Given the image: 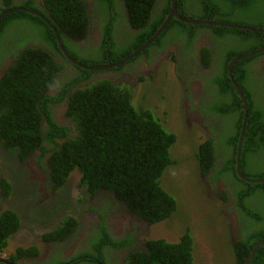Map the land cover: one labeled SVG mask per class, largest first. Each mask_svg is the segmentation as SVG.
Masks as SVG:
<instances>
[{
  "label": "trees",
  "instance_id": "trees-1",
  "mask_svg": "<svg viewBox=\"0 0 264 264\" xmlns=\"http://www.w3.org/2000/svg\"><path fill=\"white\" fill-rule=\"evenodd\" d=\"M94 1L98 6L96 12L90 0H4L7 6L33 8L41 17L22 10L7 14L0 21V70L3 71L0 136L4 147H19L20 156L33 150L40 152L38 159L48 155L45 169L55 191L65 185L71 172H76L80 175V186L89 193H111L133 215L157 224L168 219L177 208L175 199L158 183L164 169L172 163L169 150L176 141L175 135L163 128L151 110L135 103L137 87L133 90L120 74H128L130 70H122L123 66L115 68L103 75L114 73L116 78L104 76L93 81L98 72L70 63L59 48L54 30L71 57L85 66L117 63L155 34L171 10V0ZM2 8L5 7L0 2ZM177 11L185 19L264 29V0H178ZM125 19V33L119 38L122 30L119 26ZM94 31L101 35L96 45L90 46ZM204 38L207 44L198 48L197 43ZM87 40L82 47L80 42ZM171 44L177 52L172 60L188 81L202 74L193 71V67L213 68L208 76L202 75L205 89L198 107L205 119H214L217 129L226 124L227 129L230 125L233 128L227 141L232 163L217 172L218 180L228 183L230 192L234 190L238 197V204L233 199L235 207L243 208L240 221L247 219L239 224V240L233 250L235 264H244L253 246L264 240V185L244 182L235 172L244 107L228 76V65L237 56L264 48V34L189 25L173 18L132 61L149 55L152 50H167ZM97 54L103 58L99 62L95 60ZM257 61H264V50L237 61L232 67L233 80L248 103L240 161L242 174L250 179H264V171H256L258 163L264 160V74L257 70ZM139 83L146 81L140 77ZM59 110H63L64 116L59 117ZM197 159L203 174L213 172V165L220 164L218 159L228 162L211 138L200 145ZM252 171L256 173L254 176ZM242 185L248 189L243 190ZM6 192L9 185L5 186ZM246 199L253 208L245 205ZM64 222L47 233V239L69 238L75 218L66 217ZM18 228L16 213L5 211L0 217V253L7 247V237ZM86 237H90L87 243L94 245L95 264H108L107 252L118 254L116 264H193V238L188 233L177 243L162 239L147 241L144 248L124 257H120L119 250L131 239L120 242L95 229L88 230L83 240ZM20 254L34 258L38 249L18 248L13 259ZM34 261L26 260L23 264ZM249 264H264V246L256 250Z\"/></svg>",
  "mask_w": 264,
  "mask_h": 264
},
{
  "label": "rangeland",
  "instance_id": "rangeland-1",
  "mask_svg": "<svg viewBox=\"0 0 264 264\" xmlns=\"http://www.w3.org/2000/svg\"><path fill=\"white\" fill-rule=\"evenodd\" d=\"M95 34L93 32L92 36ZM205 39L197 43L198 48L207 44ZM154 53L165 54L154 60L155 62H152V68L155 72L149 82L136 84V77H121L123 82L127 81L133 90L137 87V92L133 97L135 103L140 107L151 110L163 128L176 137L175 143L169 150L172 163L164 169L158 183L165 192L175 199L177 208L168 219L154 225H148L137 218L130 219L126 227H131V232L133 233L135 240L132 245L133 249H139L142 247L141 244L147 240L162 239L169 243H177L184 234L188 233L193 238V264H235L233 251L235 244L231 237L232 231H234V225H231V223L235 224V221L234 217L232 220L227 218V214L233 210H223L219 203L220 201L217 200L218 195L221 193L220 190H213V186L206 180V174L203 175L201 173V167L197 159L200 145L211 138L215 147L218 146L225 155L226 161L228 160L226 163H220L219 167L213 165L215 170L209 174L213 182L220 178L217 171L221 170L224 165L232 163V157L228 153L229 147L227 146V141L233 134L232 126L230 125L228 129L227 124L222 126L219 129L220 134L217 139H213L212 130L215 127L211 124V120L209 119V122H205L206 119L203 120V115L200 118L197 116L198 111L200 112L201 110L198 104L205 89V79H203L202 75L208 76L213 68L201 65L202 74L198 73L193 81H188L184 71L182 69L177 70V65L169 61V58L177 53L175 52V46L168 49L167 52H156L154 50ZM102 59L99 54L95 57L96 62ZM165 63H167V66L164 71L168 75L158 72ZM112 75L111 73L107 75L98 73L93 76V81L99 80L104 76L112 78ZM204 108L210 114L209 107L206 106ZM62 116L63 110L59 112V117ZM202 121L203 123L205 122L204 126L207 127L208 133L202 129ZM8 151H3L2 153L4 158H7V160H2L5 166L10 167L11 171H13L15 166L23 165L32 180H30L31 182L28 181L24 171L15 170L14 175L8 178L12 181L10 184L13 193L9 200H6L8 197H3V193L0 190V211L10 207L16 211L20 219L18 232L7 237L8 250L2 254L5 258L8 257L9 253L12 255L15 253L17 248L12 245L13 242L15 246L21 244L36 246L37 244L42 252L44 249L42 243H45L42 240L47 236L45 233L53 230L58 224L63 226L64 222L62 221L66 217H74L78 212L79 201L87 195L75 186L79 176L76 172H71L65 185L61 187L63 189L58 190L57 198L52 199L47 204H50L55 199L56 203L41 209L38 206L30 205V202L36 204L39 198H46L42 190H40L42 194L39 193V190H36L39 185L42 186L46 181V174L34 159L31 158V162L26 158L22 162L18 156V150L10 149ZM8 160L12 161L13 165ZM29 163L35 167L29 166ZM258 164L256 171H264V160ZM234 168L236 170V165ZM255 174L252 171L251 175L254 176ZM223 186L229 189L226 183L219 182L216 185L221 190L224 188ZM245 189L247 190L248 187L244 186L243 190ZM84 191H86L85 188ZM231 196L235 197L234 190ZM234 199L238 204V197L236 196ZM234 199L231 202L230 200L225 201L224 206L232 203ZM244 203L248 208H253L251 201L248 203L246 199ZM234 205L235 203L232 206L234 207ZM257 209L260 211L259 208ZM240 210H243V208L236 210V213L240 214ZM236 219L238 220L239 218ZM27 220L30 223L29 230ZM120 224H122L121 221L116 223L114 226L115 230ZM237 224L239 228V222ZM44 228L47 229L44 231ZM111 230L113 231L112 227ZM118 235L114 233L113 237L118 238ZM238 238L239 236L235 235V239ZM60 247V249L63 248V246ZM83 248L85 247L80 248L74 244L65 256L69 257L72 254L71 250H90V248ZM127 254V250L119 251L120 257H124ZM77 255L76 257H78ZM106 255L108 257L109 253ZM55 259L56 261H62L58 256H55L48 264H55L53 262ZM64 259L66 258L63 257ZM107 261L110 263L109 258Z\"/></svg>",
  "mask_w": 264,
  "mask_h": 264
},
{
  "label": "clouds",
  "instance_id": "clouds-1",
  "mask_svg": "<svg viewBox=\"0 0 264 264\" xmlns=\"http://www.w3.org/2000/svg\"><path fill=\"white\" fill-rule=\"evenodd\" d=\"M15 8H22L21 10H19V11H26L23 7H17V6H15V7H12V6H9V7H6V8H2L1 10H0V14L1 13H3V12H7L8 10H10V9H15ZM16 12V11H15ZM14 13V12H13ZM7 14H10V13H6V14H4V16L5 15H7ZM3 18V17H2ZM1 18V19H2ZM1 19H0V21H1ZM262 30H264V29H262ZM141 47V46H140ZM139 47V48H140ZM170 48V47H169ZM138 49V48H137ZM136 49V50H137ZM147 49V48H146ZM135 50V51H136ZM135 51H133L132 53H130V54H128L127 56H130L131 54H133ZM145 51V50H144ZM154 51V50H153ZM152 51V52H153ZM143 52V51H142ZM142 52H140V53H142ZM149 53V55H141V57H139L137 60H135V61H132V62H136V61H141L142 59H145V60H147V64L145 65V70H146V76H147V78H144L143 76H142V78H144L145 79V81H146V83L147 82H149L150 80H151V78H153V75L152 74H154V72H155V70L152 68V62H154V56H153V53ZM139 53V54H140ZM138 54V55H139ZM155 54V57H156V59H158V58H160L161 57V55L162 54H165V53H160V54H158L157 55V53H154ZM138 55H136V57H138ZM127 56H125V58L127 57ZM136 57H134V58H132V59H129V60H134ZM169 61L170 62H174V61H172V57H170L169 58ZM8 63V61H6V62H4L3 64H4V66H2L4 69H6V65L5 64H7ZM117 63H119V62H117ZM124 63H126V62H124ZM109 64H116V63H109ZM175 64V63H174ZM104 65H107V64H104ZM122 66V64L119 66V67H113V68H111V69H108V70H106L107 72L108 71H112V69H115V68H120ZM167 66V63H165V64H163L162 65V67H161V69H159V71L158 72H160V74H164V75H168L167 73H166V71H164V68ZM199 66H201V65H199ZM125 70H127V69H125ZM98 72H103V71H98ZM123 72H121L120 74H122ZM128 73V72H127ZM157 73V72H156ZM112 74V73H111ZM131 73H128V74H125V76L126 75H130ZM148 75H150L149 76V78H148ZM3 76V71H1L0 70V79H1V77ZM112 78H116V75L113 73V75H112ZM125 78V77H124ZM137 79L138 78H136V84H138V82H137ZM135 84V83H134ZM140 84V83H139ZM58 112H60V110L58 111ZM64 116V115H63ZM3 144H4V140L1 138V136H0V190H1V192L3 193V197L5 198V197H8L6 200H9V198L12 196V187H11V180L10 179H8V178H10L11 176H13L14 175V173H15V170H21V171H24V175L27 177V179H28V181L29 182H31L30 180H32L31 178H30V175L29 174H27L26 173V169H25V167L23 166V165H21V166H15V169L13 170V171H11V168L10 167H6L5 166V164L2 162V160H7V158L5 157L4 158V155H2V153H3V151H8V150H10V149H16V150H18V156H19V158L21 159V161L23 162L26 158H28V160L29 161H31L32 162V160H31V158L32 159H34L36 162H37V164L40 166V168L45 172V174H46V177H45V179H46V181L44 182V184L42 185V186H38L37 188H36V190H39V193L40 194H44V195H46V198H43V199H40L39 198V200L37 201V203L36 204H34V203H32V202H30L29 204L30 205H32V206H38V207H40V209L41 208H46V207H48L49 205H51V204H53V203H56V199L53 201V202H51L50 204H47V203H49L52 199H54V198H57V194H58V190H60V189H63V188H59L58 190H56L55 191V189H54V185H53V183L51 182V180L49 179L50 177H49V173L46 171V164H47V158L49 157L48 155L47 156H45V158H42V159H38V157H39V155H40V152L38 151V150H33V151H31V152H29L28 154H25L26 156H20V153H21V149L19 148V147H14V148H10V147H4L3 146ZM8 152H11V151H8ZM36 152V153H35ZM236 156V155H235ZM27 160V161H28ZM9 161V163L10 164H12L13 165V162L12 161H10V160H8ZM26 161V162H27ZM33 164V163H32ZM29 166H31V164L29 163L28 164ZM235 165H236V159H235ZM31 167H35L34 165L33 166H31ZM236 172V171H235ZM74 173V172H73ZM203 174V173H202ZM207 175L208 176V178H210L209 177V171L207 172V173H204L203 175ZM78 176H79V179L77 180V182H76V187H78V189L79 190H81V191H83L84 193H86L87 195L81 200V201H79V203H78V206H77V209H78V212L75 214V216H74V218H75V224H74V226L72 227V230L70 231V237L69 238H67L66 236H64L61 240H57V241H55L54 239H47V238H43V242H45V243H59L60 244V246H63V248L62 249H56V252H55V254L56 255H63L66 259H64V260H62L60 263H58V264H95L94 262H95V258H94V255L92 254V253H94V248H93V246L94 245H92V243H87V240L90 238V237H86L85 238V240H82L79 244H77L80 248H82V247H85V248H83V249H87V248H90V250H87V251H79V250H77V251H74V250H71V252H72V254L69 256V257H66L65 255L67 254V252L70 250V248L72 247V245H74V240L73 239H71L72 237H74V234H80L79 232L80 231H83V232H85L86 231V226L84 225V224H82L83 222V220H82V218H83V214H86V217H85V222H90V221H92V220H96L93 224H91V225H89L88 226V229H95V230H97V231H99L100 230V232L101 231H103V232H105V233H107V234H109V236H110V238L111 239H113V240H117V241H120L121 242V240L122 241H125V239L127 240V239H131L129 242H128V244H127V246L126 247H123V248H121L120 250H127L128 251V253H130V252H133V251H135V249H133V244H134V242H135V240H134V238H133V233L131 232V227H126V225L127 224H125V226L124 225H122V224H120L119 226H118V228H117V230H115V228H114V226H112V228H113V231L111 230L110 231V233L108 232V229H107V227H106V224H105V221H103L102 219L105 217V212H104V210H106V208H101V206L100 205H98V203L96 202V199L97 198H106V202H107V204H108V206H110V207H112V208H114V209H124L126 212H127V214H130L131 216H133V218L132 219H134V218H137V219H139L140 221H142V222H145V223H147L146 221H144L143 219H141L140 217H137V216H135V215H133L126 207H125V205L122 203V201H120L119 199H117L113 194H111V193H107V192H97V193H94V194H91V193H89L88 191H87V188L86 187H81L80 186V183H78L79 181H80V175L78 174ZM246 178H248V177H246ZM211 179V178H210ZM210 179H207L206 178V180H208L209 182H210V185L211 186H213V190H215V189H218V190H220V194L218 195V198H217V200H219L218 202L220 203V205H221V207L223 208V210H233V211H231V212H229L228 214H227V218H228V220L230 219V220H232V218L234 217V221H235V224H232L231 223V225H234V231H232V235H231V237H232V240L234 241V244L236 243V241H238L239 240V238L238 239H235V235H238L239 236V233H238V222H239V224H241V223H243V222H245V220H247V219H244V221H240V219H241V215H242V212H241V210H240V214L238 213H236V210H239V208H237V207H235V205H234V207L232 206L233 205V203H235V201L233 200V202L232 203H230V204H228V205H226V207L224 208L223 207V203H222V201H225L227 198H229L230 197V202H231V200L233 199V196H231V192H230V187H229V184L228 183H226L225 181H223L222 179H220V180H217L216 182H213V180L211 181ZM248 179H250V178H248ZM255 179H262V178H255ZM253 180V179H252ZM219 182H221V183H223V184H227L228 185V187H229V189H226L225 188V186H223L224 188L221 190L220 188H218V187H216V185H217V183H219ZM248 183V182H247ZM7 185H9V192L7 193H5V186H7ZM243 186V185H242ZM244 187V186H243ZM84 188L86 189V191H84ZM40 190H42V193L40 192ZM222 194H224V197H221V195ZM222 198V199H221ZM216 200V201H217ZM33 201V200H32ZM124 206V207H122V205ZM7 210H12L10 207H7V208H5L4 210H1L0 211V217L2 216V214L5 212V211H7ZM12 211H14L15 213H16V211L15 210H12ZM16 215H17V213H16ZM18 216V215H17ZM69 217V216H68ZM73 217V216H72ZM249 216H245L244 218H248ZM236 218H239L238 220L236 219ZM18 219H19V216H18ZM131 219V218H130ZM62 222H64V220L62 221ZM61 222V223H62ZM101 222H103V226L101 225ZM64 224H65V222H64ZM63 224V225H64ZM148 225H154V224H149V223H147ZM19 225H20V219H19ZM27 225H28V230H29V225H30V223H29V220H27ZM59 226H62V224H58L57 226H55V228H54V230L55 229H57V227L59 228ZM47 229V228H46ZM45 228L43 229L44 231L46 230ZM127 229H128V231H127ZM232 229V228H231ZM18 230H19V228H18ZM18 230L15 232V233H17L18 232ZM123 230V234L125 233V239H122V234H121V231ZM52 231V230H51ZM50 232V231H49ZM49 232H47V233H49ZM15 233H13V234H15ZM47 233H45V235H47ZM114 233H117V235H118V238H115V237H113V234ZM64 234H61L60 236H63ZM147 241H149V240H147ZM147 241H145V243L147 242ZM259 241H264V240H259ZM64 242H66V245L64 244ZM7 243H8V239H7ZM145 243H143V244H141V246L142 247H140V248H144V244ZM43 245H44V243H42ZM12 245L14 246V247H16L17 249L18 248H24V249H26V248H28V247H36L37 249H38V256H39V254H40V249H39V247H38V245L36 244V246H32L31 244H29V245H23V244H21V245H18V246H15L14 245V242L12 243ZM7 246H8V244H7ZM68 247H70L69 248V250H67V251H65L66 249H68ZM139 248V249H140ZM17 249L15 250V253L12 255L11 253H9V255H8V257H3L2 256V254L5 252V251H7L8 250V247H6V249L2 252V253H0V258H3V259H5L7 262H8V264H23V262L24 261H26V259L25 258H27L26 256H24L23 254H20V255H18L15 259H13V257H14V255L16 254V251H17ZM46 248H44V250H45ZM43 250V251H44ZM61 250H64V251H61ZM119 250V251H120ZM137 250V249H136ZM43 251L41 252V254L43 253ZM78 254V255H77ZM76 255L78 256V257H76ZM249 256V255H248ZM9 259L11 260V261H13V262H11V261H9ZM29 259H31V258H29ZM32 259H34V258H32ZM70 259V260H69ZM93 261V262H92ZM246 262V261H245ZM1 264H5V263H1ZM32 264V263H31ZM36 264H38V262L36 263ZM245 264V263H244Z\"/></svg>",
  "mask_w": 264,
  "mask_h": 264
},
{
  "label": "water",
  "instance_id": "water-1",
  "mask_svg": "<svg viewBox=\"0 0 264 264\" xmlns=\"http://www.w3.org/2000/svg\"><path fill=\"white\" fill-rule=\"evenodd\" d=\"M177 3L178 0H171V10L168 13V15L166 16L165 20L163 21V23L159 26V28L157 29V31L155 32V34L148 40L146 41L140 48H138L133 54H131L130 56H127L126 58H123V60H121L119 63L116 64H107V65H92V66H85L84 64L80 63L79 61L75 60L73 57H71V55L67 52V50L63 47V44L61 42V40L58 37L57 32L54 30V33L56 35V38L58 39V45L59 48L62 52V54L65 56V58L72 64H74L75 66H78L82 69H85L87 71L90 72H98V71H106L108 69H111L113 67H119L121 64H123L124 62L128 61L129 59H132L134 57H136V55H138L140 52L144 51L163 31L164 29L167 27V25L170 23V21L175 18L176 20L182 22V23H186L189 25H208V26H219V27H227V28H235V29H245V30H251V31H256V32H261L264 34V30L262 29H253L250 27H246V26H241V25H237V24H233V23H227V22H217V21H210V20H193V19H185L182 18L179 15V12L177 11ZM22 8H15V9H11L8 10L7 12H3L0 14V19L4 16V14L6 13H10V12H15V11H19ZM27 12L39 16L41 17V14L39 12H37L35 9L33 8H28L25 9ZM264 50V48L253 51V52H249L246 53L244 55L241 56H237L235 58H233L231 60V62L228 65V76L231 79L233 86L235 88V91L239 97V99L242 102V105L244 107V116L242 119V127H241V133H240V137L237 143V148H236V174L238 176V178L244 182H248L250 184H263L264 185V179H248L246 178L242 172H241V161H240V155H241V148H242V142H243V138H244V131H245V126H246V120H247V110H248V103L245 99V96L241 90V88L238 86V84L233 80V76H232V67L234 65V63H236L237 61L246 59L248 57H251L253 55H256L258 53H261ZM260 246H264V241H258L252 248L249 256L246 259L245 264H249V262L251 261V259L254 257L256 250L260 247ZM0 263H5L8 264V262L3 259L0 258Z\"/></svg>",
  "mask_w": 264,
  "mask_h": 264
},
{
  "label": "flooded vegetation",
  "instance_id": "flooded-vegetation-1",
  "mask_svg": "<svg viewBox=\"0 0 264 264\" xmlns=\"http://www.w3.org/2000/svg\"><path fill=\"white\" fill-rule=\"evenodd\" d=\"M0 2H1V4L5 8L6 7H9V6H12L11 4L9 6L4 5V3H5L4 0H3V2L2 1H0ZM90 3H91V5L94 8V12H96V10H98V6L96 5V2L94 0H90ZM116 5H117V3H116ZM24 9H28V8H24ZM90 11H92V10L90 9ZM99 11H100V8H99ZM10 13H13V12H10ZM125 22H126V19H125V21H122L121 22V26H119V29L122 28V30L120 31L119 38H122V36L125 33V26H124V23ZM93 29H97V28H93ZM94 32L96 34L91 39L92 42H90V46L96 45V43L99 41V35H101L99 33V31H94ZM87 42H88V40L87 41H82V42H80V45H82V47H85L86 44H87ZM169 47L170 48H173L174 47V44H171ZM169 47H167V48L170 49ZM167 50L164 49V51H166V52H167ZM158 54H160V53H157V55ZM153 56H154V60H156V57H155L154 52H153ZM146 64H147V60H145V59H142L141 61H136V62H132V60H128V61H126V63H123L122 64V66L124 67L122 70H125V66H126V69L130 70V72H128V73H131V74L125 76V72H123L121 75H122V77H126V78L128 76H131V78L132 77H136V78H138L137 79V82L139 83V78L140 77L143 76L144 78H147V76L145 75L146 74V70H145V65ZM197 65H199V64H197ZM255 65H258L257 70L262 71L263 74H264V61H261V63L259 61H257V63H255ZM192 70L193 71H198V72L201 71L200 70V66H195V67H193ZM106 72L107 71L98 72V73H106ZM94 74H96V73H94ZM149 76L150 75H148V78H149ZM192 76L194 77L195 74L192 75ZM189 80L190 81H193L190 78H189ZM201 115H202V113L198 111V115L197 116L200 118ZM204 119H205V117L203 118V120ZM209 119L211 120V124L214 125V127H215L212 130V138L213 139H217L218 135L220 134V130L216 128V122L214 121V119L207 118L206 120L209 122ZM202 125H203V128L202 129L206 130V132L208 133V129H207V127L204 126L203 121H202ZM218 160H219V163H223V161L221 159H218ZM240 165H241V163H240ZM215 167H219V165L218 166H215ZM209 173H212V172L209 170ZM206 178L207 179H210V178H208V176ZM210 180L212 181V179H210ZM228 200H230V197L227 198L225 201H228ZM225 201H222V203H223L222 205H223L224 208L226 207V205L224 206ZM96 202L98 203V205L101 206V208H103V207L106 208V210H104L105 217L102 220L105 221V224H106V227H107L109 233L111 231V227L114 226V225H116V223H119L121 221L122 222V225L125 226V224H127V222H129L130 218L131 219L133 218V216H131L130 214H127V212L124 209H114V208L108 206V204L106 202V198H97L96 199ZM122 207H124V206L122 205ZM85 217H86V214H83V218H82V220H83L82 222L83 223L82 224H84L86 226V231L85 232L80 231L79 232L80 234H74V237L71 238V239L74 240V244H76V245L79 244L83 240V238L87 235V231L90 230V229H88V226L91 225V224H93L96 221V220H92V221H90V222L87 223V222L84 221L85 220ZM101 225L103 226V222H101ZM127 231H128V229H127ZM121 234H122V239H125V233L123 234V230L121 231ZM64 244L66 245V242H64ZM43 247L46 248V249L45 250L43 249L44 251L42 250L43 251L42 254L40 252L39 256L38 255L35 256L34 259H32V258L31 259L25 258V259L26 260H35L34 261L35 262L34 264H36L37 262H38V264H48L49 262H51L52 258L55 257V256H58L61 260H63V257H64L63 255H56L55 254L56 249L57 248L58 249L61 248L59 243L58 244L56 242L55 243H50V242L49 243H44ZM69 248L70 247H68V249H66L65 251L69 250ZM107 253H109V252H107ZM117 255L118 254H116V252L109 253V256L106 258V262L108 263L107 260L109 258L110 263H108V264H116V262L118 261V260H116ZM53 262L55 264H58L61 261H56V259H55V261H53ZM120 264H122V262H120Z\"/></svg>",
  "mask_w": 264,
  "mask_h": 264
}]
</instances>
